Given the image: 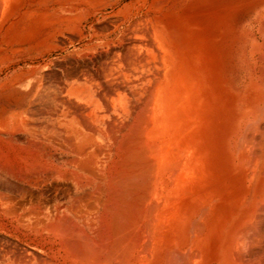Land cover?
Segmentation results:
<instances>
[{
	"label": "bare ground",
	"instance_id": "1",
	"mask_svg": "<svg viewBox=\"0 0 264 264\" xmlns=\"http://www.w3.org/2000/svg\"><path fill=\"white\" fill-rule=\"evenodd\" d=\"M107 1L0 0V264H264V0L247 50L180 16L150 47L140 22L16 44L84 39Z\"/></svg>",
	"mask_w": 264,
	"mask_h": 264
},
{
	"label": "rangeland",
	"instance_id": "2",
	"mask_svg": "<svg viewBox=\"0 0 264 264\" xmlns=\"http://www.w3.org/2000/svg\"><path fill=\"white\" fill-rule=\"evenodd\" d=\"M113 1L114 0H108L104 10L99 13H97L96 10L91 11L86 21L89 36L84 39L82 38L83 33L81 28L79 30L77 28L71 30L63 25L59 27L45 26L46 28L41 30L35 38L29 41L16 42V44L23 43L24 45L31 47L41 44L42 47H40V51H44L37 55L36 61L41 59L51 61L59 56V52L54 49H48L49 45L58 46L66 43H75V48H81V46L86 44L90 46L95 43H120L122 46L126 47L127 45L132 44V39L129 37L128 30L133 27L132 25L136 22H140V26H138L139 35L143 36V38L144 36H149L148 38H144L145 40L144 43L142 42L143 44L149 41L152 42V44L147 43V45H154V42L167 43L165 30L168 25V20L175 16H178L177 18L180 16L181 18L191 17L193 20H201L205 25H209L207 24L208 22L214 24L216 21L219 27L218 31H220V28H230L229 24L233 20L232 27H234L233 34L235 40L246 43L245 47L247 50L252 45L250 42H254V38H251L247 34V32L252 29V22L255 18V13L252 11V8L260 0H120V2H118L119 6L117 7L112 5ZM92 12L95 13L92 14ZM219 17L223 19L225 18L221 25L220 20L217 21V18L220 19ZM229 18L231 19L229 20ZM227 20L229 23H227ZM118 23L121 24L119 30L115 33H111L114 30V26ZM141 27L145 28L144 30L142 28L144 35L142 34V31L140 32ZM148 32L149 34H147ZM220 33L221 31L217 34ZM90 36L91 41H89ZM235 43H237V41H235ZM110 48H112V46H110ZM33 54L36 53L33 52ZM91 54L95 57L97 56L96 51H93ZM80 55L79 52L71 54L72 57H79ZM232 63L235 77L233 85L235 88H238L240 86L239 80L244 76V72H241L240 70L237 57L234 58ZM20 68H23V65L16 66L13 70L15 72Z\"/></svg>",
	"mask_w": 264,
	"mask_h": 264
}]
</instances>
